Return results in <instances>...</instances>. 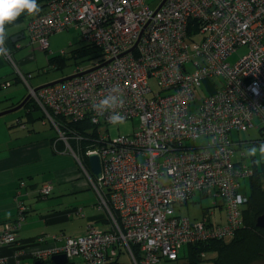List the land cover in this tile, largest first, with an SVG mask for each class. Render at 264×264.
<instances>
[{
    "label": "built area",
    "instance_id": "2783aa9c",
    "mask_svg": "<svg viewBox=\"0 0 264 264\" xmlns=\"http://www.w3.org/2000/svg\"><path fill=\"white\" fill-rule=\"evenodd\" d=\"M150 1L51 0L28 18L26 36L43 50L53 33L71 27L102 49L97 68L31 90V96L58 130L53 115L98 126L102 144L88 156H100L99 208L111 223L108 230L91 228L29 251L35 261L65 255L85 264H117L126 253L133 264H157L177 260L187 245L229 240L244 226L249 196L241 178H251L254 169L235 160V133L264 128V0H165L156 8ZM242 46L247 52L230 63ZM196 90L205 94L198 98ZM135 117L140 126L132 136L112 139L99 131L102 124ZM52 190L47 183L39 192L45 197ZM198 192L214 198L212 208L225 209V222L212 221L209 209L199 219L176 213V205ZM20 220L0 231V264H9L2 250L17 243ZM46 241L40 236L33 246Z\"/></svg>",
    "mask_w": 264,
    "mask_h": 264
},
{
    "label": "rangeland",
    "instance_id": "374dc122",
    "mask_svg": "<svg viewBox=\"0 0 264 264\" xmlns=\"http://www.w3.org/2000/svg\"><path fill=\"white\" fill-rule=\"evenodd\" d=\"M163 0H151L150 4L152 8H156ZM28 19H24L20 23L8 28L9 33L19 32L26 28ZM199 40V35L196 36ZM50 48L46 52L37 44H31L29 37L25 36L18 40L20 47L14 46L13 39L5 38L3 48L10 54L7 58L5 51L1 57L3 65L0 67V112L7 110V108L14 100L22 99L31 94V90L38 87L56 82L62 78L72 76L79 70H88L92 68L97 62L96 56L81 57L78 59H71V52L73 49L85 44L81 41L80 32L71 27L60 32L53 33L49 37ZM63 51L65 57H68V65L63 69H54L49 66L48 59L52 54H61ZM247 52L245 46L237 48L229 57V62H236L240 56ZM2 53V51H1ZM18 70L24 75H29L31 78L26 82L23 79L16 81L15 77L18 74ZM215 80L220 82V78L216 77ZM5 81L7 85L2 86ZM149 84L154 92L159 91L155 78L149 79ZM206 89V88H205ZM197 97L200 98L205 94V91L196 90ZM200 101L197 100V103ZM6 108V109H4ZM3 109V110H2ZM33 119L28 120L27 109L22 107L17 111L0 116V142H8L11 145L19 143L22 148H25L29 153V160L22 167H16L9 171V174L15 173L17 175L24 176L25 171L37 172L40 176H36V181L41 182L42 178L54 183V191L47 197H38V191L34 193L29 192L24 197L25 203L43 205L45 202H66L79 204V199L83 197V190H79L76 193L65 191L61 194L62 189H57L58 185L66 186L67 182L63 184L58 183L59 179L57 174L60 169H67L74 166L76 180L69 181L71 186L79 187V181L87 179L85 173L78 171V163L72 152L55 153L53 146L51 145V139L60 136L59 131L52 124L49 117L43 115L41 109L33 110ZM23 123H18L17 120H21ZM258 120H256L257 122ZM140 119L135 117L122 122L105 125L102 124L99 127V131L102 135H108L110 138H117L118 136L128 135L132 136L134 132L139 129ZM236 136L240 137L243 142L241 146L237 144L235 146V160H243V162L251 169L257 168L261 170L264 166V134L261 133L257 127H251L244 132H236ZM259 139L262 141L261 145L253 144L254 140ZM203 140H198L200 145ZM263 144V145H262ZM38 154V159L34 160L32 157ZM244 153V158L242 154ZM254 158L256 164H254ZM80 170V168L78 169ZM241 191L243 193H250V177L241 178ZM0 182V189H2ZM214 198L211 196H203L202 193H196L187 204L176 205L175 211L181 216H189L191 219H199L203 216V208L214 211L211 215V220L218 223L225 222L226 212L224 208L216 206L212 208ZM220 203V199H218ZM210 242V241H209ZM206 243V242H205ZM188 245L185 246L180 254V262H166L163 260L160 264H183L189 255ZM214 251H206L202 254L201 258L196 261V264H210V259L215 257ZM180 256V255H179ZM179 258V257H178ZM77 259V258H75ZM70 260L66 264H79L78 260ZM79 259V258H78ZM81 259V258H80ZM178 260V259H177ZM176 261V260H174ZM48 263V262H47ZM54 264V263H53ZM120 264H133L130 257L123 253L120 257Z\"/></svg>",
    "mask_w": 264,
    "mask_h": 264
},
{
    "label": "crops",
    "instance_id": "0c3cea01",
    "mask_svg": "<svg viewBox=\"0 0 264 264\" xmlns=\"http://www.w3.org/2000/svg\"><path fill=\"white\" fill-rule=\"evenodd\" d=\"M16 41H13V43ZM3 55V51L2 53L0 51V67L3 65L1 59ZM2 86H4L3 83ZM18 121L21 122V120H17V122ZM63 142L65 145L63 150L56 152L53 149L55 153H61L62 151L67 153L72 152L68 147V143L65 140H63ZM51 145L55 146V144ZM28 153L29 152L25 148H22V145L19 143L11 145L8 142H0V182L1 186H3L2 189H0V231L4 229L6 223L19 222V219H21V210L20 207H17V200L15 197H17V199L21 197L24 200V197L28 195L29 192L34 193L35 191H38V189L47 182L53 184L54 191L53 182L45 180V178H42L40 183L36 181L35 177L40 176L37 172L25 171L24 176L17 175L16 172L9 174V171L12 169L22 167L28 162ZM33 158L34 160H37L38 154L35 153L32 159ZM75 159L78 163V158L75 157ZM78 169L77 173L78 171L83 173L82 170ZM57 176L59 179L58 183L63 184L65 181L67 182L65 187L61 185L57 186V189L59 190L63 188L61 194H64L66 190L72 193L83 190V197L79 199L78 205L63 201L52 203L45 202L42 203L43 205L37 203L28 206L26 204L28 212H26V216L22 215L25 219L20 220V225L16 231L17 243L5 247L2 250L4 255L8 258L9 264H36V261L30 257L29 251H34L41 246L59 244L60 240L58 239L62 236L79 237L85 235L91 228L99 230H108L110 228L111 223L108 214L104 208H99L100 194L96 188V185L99 186L98 181L92 178L90 179L85 174L87 179L79 181V187L71 186L69 181L78 178V174H75L74 166L67 169H60ZM20 180H25L27 185L18 188ZM17 190L20 191L19 194ZM40 236L47 237V241L38 246H33L34 240ZM22 249L26 250L27 253L20 257L16 256L15 251ZM180 259L181 258L170 262L178 263L180 262ZM75 260H78L79 264H85L80 258ZM163 260L166 262L168 261L162 259L157 264L162 263ZM44 264L51 263L48 262ZM117 264H120V259Z\"/></svg>",
    "mask_w": 264,
    "mask_h": 264
},
{
    "label": "trees",
    "instance_id": "16d2710c",
    "mask_svg": "<svg viewBox=\"0 0 264 264\" xmlns=\"http://www.w3.org/2000/svg\"><path fill=\"white\" fill-rule=\"evenodd\" d=\"M50 1L51 0H37V3L40 6L38 12L32 14L22 12L19 16L15 18V20H13L10 23H6L5 24V29L7 33L6 37L11 40L13 39L14 36L20 34L26 36V28L23 29L22 31L19 32L17 31L13 33H9L7 30L8 28L20 23L24 19L26 18L28 19L32 15L41 13L46 8V6ZM18 40L13 44L14 46H16ZM84 43L85 44H82L81 46L72 50L71 59L96 56V58H98V63H101L103 61V55H104L102 49L99 46L94 45L92 43H86V42ZM48 50L49 49H44V51L46 52ZM64 53L50 55L48 59L49 66L54 69H63L65 66H67L69 59L68 57H65ZM28 75L29 73L26 76ZM30 78L31 76L29 77V79ZM15 79L16 81L22 80L19 74L16 75ZM25 98L26 97H23L22 99L13 101L7 108H12L19 105ZM24 108L27 109L28 120L33 119V113H32L33 110L41 109L40 106L37 103H35L32 96L30 100L27 102V104L24 106ZM53 117L59 125L60 130L58 129L57 130L63 132L64 135L68 137L67 138L68 144L77 153L80 170H82L88 177L91 176L92 179L98 181L97 178L91 173L89 161H88V150H92L97 146H101L102 144V142L99 141V139L97 138L98 126L90 123L89 121H75L56 115H53ZM20 123H23L22 119ZM258 130L264 134V128H259ZM74 133L82 134L83 137H80L78 139L70 137ZM236 141H238L239 142L238 144L241 146L243 140L240 137H237ZM261 143L262 141L259 139H256L253 142V144L255 145L258 144L261 145ZM51 144H55L54 151L56 152L57 151L60 152L65 147L61 136L52 138ZM254 164H256L255 158H254ZM22 183H24V185H22ZM26 185L27 183L25 180H20L18 188H22ZM42 186L38 189V195H37L38 197L44 196V195L43 196L40 195L39 192ZM17 191L19 194L20 191L19 190ZM17 191H16V196H17ZM104 195L105 198L107 199L108 193H104ZM248 196H249V200L244 209V226L241 227L240 230H238L237 234L229 240H213L210 242L200 243L197 245H188L189 255L186 259V262L183 264H196V261H198L201 258L202 254L206 251H214L216 253L215 257L210 259V264H264V229L256 227L257 217L264 213V166L262 167L261 170L254 168V174L250 178V193L248 194ZM15 199L17 200L16 202L17 207L20 206L24 207V209L22 210L20 209V210H21V214L26 216V212L28 211L25 201L21 197H19L18 199L17 197H15ZM205 209L206 208H203V212L205 211ZM20 218L21 220L25 219V217L23 216ZM179 258H181V256H179ZM50 263L53 264L52 261H50Z\"/></svg>",
    "mask_w": 264,
    "mask_h": 264
},
{
    "label": "water",
    "instance_id": "95a60500",
    "mask_svg": "<svg viewBox=\"0 0 264 264\" xmlns=\"http://www.w3.org/2000/svg\"><path fill=\"white\" fill-rule=\"evenodd\" d=\"M165 0L162 1V3L160 4L159 7H161L163 4H164ZM21 36V37H20ZM25 36L23 34H20V35H17V36H14L13 37V41H16L20 38H24ZM107 62H104L102 64H106ZM101 64V65H102ZM97 67H94V68H91L89 69L88 71H91L93 69H95ZM87 72V71H86ZM84 73V72H83ZM80 75V74H79ZM74 75L72 76H68V77H65V78H62L56 82H52L50 84H47V85H44L42 87H45V86H48V85H53L55 83H58V82H62V81H65L67 79H70L72 78ZM42 87H38L35 89V91L39 90L40 88ZM31 98V94H29L19 105L15 106V107H12V108H9L7 110H4L2 112H0V116L2 115H5V114H8V113H12L14 111H17L18 109L24 107L27 102L30 100ZM88 161H89V166H90V171L91 173L97 178V179H100L102 177V164H101V160H100V156L96 153H93V154H90L88 156ZM256 227L258 228H262L264 229V213L261 214L260 216L257 217L256 219ZM52 262L54 264H66L68 263V259L65 255H56V256H53L52 257ZM36 264H42L41 262H38L36 261Z\"/></svg>",
    "mask_w": 264,
    "mask_h": 264
},
{
    "label": "clouds",
    "instance_id": "9594fccd",
    "mask_svg": "<svg viewBox=\"0 0 264 264\" xmlns=\"http://www.w3.org/2000/svg\"><path fill=\"white\" fill-rule=\"evenodd\" d=\"M39 8L37 0H0V51H6L3 48L7 35L5 24L15 20L22 12L32 14L38 12Z\"/></svg>",
    "mask_w": 264,
    "mask_h": 264
}]
</instances>
